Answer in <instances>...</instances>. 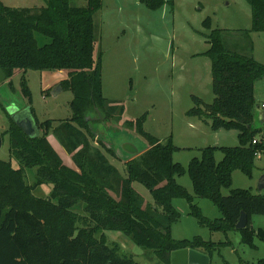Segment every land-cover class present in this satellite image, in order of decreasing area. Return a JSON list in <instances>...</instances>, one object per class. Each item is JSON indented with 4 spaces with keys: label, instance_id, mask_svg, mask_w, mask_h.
Segmentation results:
<instances>
[{
    "label": "trees",
    "instance_id": "1",
    "mask_svg": "<svg viewBox=\"0 0 264 264\" xmlns=\"http://www.w3.org/2000/svg\"><path fill=\"white\" fill-rule=\"evenodd\" d=\"M82 1L86 5L80 7L73 0H48L41 8H12L0 1V66L6 81L16 71H23V93L29 97L28 71L65 70L68 80L61 86L75 95L71 103L73 116L55 128L53 120L39 122L31 108L41 131L38 138L27 136L9 115V128L2 137L10 136L11 158L18 168L11 160L0 159V264H138L120 254L119 246L108 241L107 231L123 232L139 247L153 250L163 264H171V254L177 250L195 249L211 257L218 247L231 245L201 237L175 240L172 226L180 217L173 207L176 199L187 200L190 215L202 227L224 234L238 231L242 242L251 248H255V238L264 242V232L256 231L251 223L254 215L264 216V194L244 189L233 190L228 196L222 193L232 186L237 170L253 178L257 154L264 152V141L253 144L257 133L253 129L255 85L264 79V65L253 57L228 51L221 30L213 31L208 55L214 102L207 105L193 96L195 106L187 115L199 118L215 131L239 130L241 145L206 147L201 157L185 168L173 160L181 149L171 137L161 141L142 129V120L126 122L150 148L124 163V177L99 146L117 158L114 152L100 141L98 146L93 143L98 137L86 117L98 109L110 121L120 109L103 95L101 53L96 58L95 17L102 10L103 0ZM141 1L150 10L166 3ZM246 1L252 8V31L264 32V0ZM210 22V18L205 21L207 26ZM37 34L49 38L50 43L41 46ZM52 129L75 168L65 165L52 145ZM219 151L223 159L218 162ZM28 169L37 170L32 185L26 180ZM187 173L194 195L177 183V177ZM134 183L150 191L152 203H145ZM44 184L51 185L50 196L45 198L35 194ZM196 198L212 201L222 218L205 217L195 204ZM242 213L249 223L247 228L237 230Z\"/></svg>",
    "mask_w": 264,
    "mask_h": 264
},
{
    "label": "rangeland",
    "instance_id": "2",
    "mask_svg": "<svg viewBox=\"0 0 264 264\" xmlns=\"http://www.w3.org/2000/svg\"><path fill=\"white\" fill-rule=\"evenodd\" d=\"M12 8H41L48 0H0ZM165 5L158 10H150L141 0H103L102 10L96 15L98 43L96 58L101 53L103 95L119 111L113 120H106L101 110H92L87 120L99 138L93 141L109 142V135L123 131L136 133L126 122L141 121L142 129L166 141L172 138L174 145L181 150L175 152L173 160L188 168L194 158H200L201 150L206 147L240 146L239 130L222 129L215 131L197 117H190L187 112L195 103L193 96L200 98L207 105L214 102L212 62L208 51L209 37L213 31L221 30L225 48L242 56L253 57L264 65V32L252 31V8L246 0H165ZM75 6H85L82 0H73ZM210 18V25L205 21ZM41 46L50 43V39L37 34ZM154 37L170 41L166 55L154 44ZM23 71L16 73L0 85V132L9 128L10 102L18 107H30L39 122L53 120L54 128L73 116L71 103L74 93L63 89L54 94L57 87L66 83L68 72L65 70L37 71L26 73V87L30 96L25 95L22 85ZM11 84V86H10ZM25 96H24V95ZM264 79L255 86V116L264 113ZM122 109V110H121ZM99 111V112H97ZM121 111V113H120ZM103 118L100 119V118ZM93 126L95 129H93ZM138 126L136 125V128ZM97 128V129H96ZM253 129L257 131L255 140L264 141V124L255 120ZM49 139L55 150L68 167L75 168L74 161L62 142L55 135L54 129ZM107 156L109 163L115 166L122 176H126L125 165L105 149L99 146ZM0 159L17 162L11 158L10 136H3ZM223 159L219 151L216 160ZM253 178L240 170L233 173L232 186L224 188V196L237 189L260 193L259 182L264 177V152L257 154ZM36 169L25 171L27 183L35 182ZM177 183L194 195L193 183L188 175L177 177ZM135 190L145 203H152L150 191L139 183H134ZM51 185L44 184L35 191L39 197H49ZM264 194V190H263ZM203 215L211 220L222 218V212L208 199H195ZM173 207L180 217L172 226L175 240H192L201 237L222 245L210 257V264H259L264 260V242L255 238V248L242 242L240 232L229 234L213 232L199 225L198 220L190 215L187 200L176 199ZM81 212L80 209L76 210ZM252 227L264 232V216L254 215ZM110 243L117 244L120 254L132 257L138 264H163L153 250H146L120 231H107Z\"/></svg>",
    "mask_w": 264,
    "mask_h": 264
},
{
    "label": "water",
    "instance_id": "3",
    "mask_svg": "<svg viewBox=\"0 0 264 264\" xmlns=\"http://www.w3.org/2000/svg\"><path fill=\"white\" fill-rule=\"evenodd\" d=\"M154 44L160 48L166 55L169 53L170 49V41L155 38L154 37ZM7 80V76L3 69L0 66V85L5 83ZM63 90L62 86L60 85L54 91V94H58ZM9 108V113L12 116L13 120L16 124L29 136L30 138H38L40 136V129L38 127V123L34 117L32 109L30 107H18L11 102ZM98 110V109H97ZM99 112V111H97ZM258 123L264 124V113L259 114L257 116ZM100 119L103 120L101 117ZM256 119V120H257ZM97 134V132L93 131ZM115 136L109 135V142L105 143V147L108 150H111L116 155L117 159L123 163L130 162L134 158L140 156L144 152H146L150 145L149 143L140 137L136 133H126L123 131L114 133ZM99 138V135L97 134ZM3 144V137L2 133L0 132V148ZM264 190V177L259 182V191L262 192ZM249 223L248 216L245 213H242L237 225V230H243L247 228ZM171 264H210V257L195 249H181L174 251L171 254Z\"/></svg>",
    "mask_w": 264,
    "mask_h": 264
},
{
    "label": "crops",
    "instance_id": "4",
    "mask_svg": "<svg viewBox=\"0 0 264 264\" xmlns=\"http://www.w3.org/2000/svg\"><path fill=\"white\" fill-rule=\"evenodd\" d=\"M258 83V82H257ZM257 83H256V87H257ZM255 120H256V116H255ZM255 120H254V123H255ZM254 123H253V125H254ZM260 193H262L263 194V191L262 192H260Z\"/></svg>",
    "mask_w": 264,
    "mask_h": 264
},
{
    "label": "built area",
    "instance_id": "5",
    "mask_svg": "<svg viewBox=\"0 0 264 264\" xmlns=\"http://www.w3.org/2000/svg\"><path fill=\"white\" fill-rule=\"evenodd\" d=\"M263 108H264V106H263ZM257 143H258V142H257L256 140L253 141V144H257Z\"/></svg>",
    "mask_w": 264,
    "mask_h": 264
},
{
    "label": "flooded vegetation",
    "instance_id": "6",
    "mask_svg": "<svg viewBox=\"0 0 264 264\" xmlns=\"http://www.w3.org/2000/svg\"><path fill=\"white\" fill-rule=\"evenodd\" d=\"M93 129H95V127L93 126ZM97 129V128H96Z\"/></svg>",
    "mask_w": 264,
    "mask_h": 264
}]
</instances>
